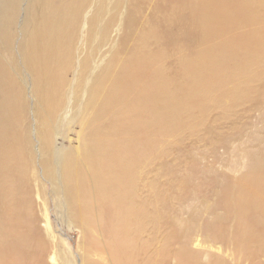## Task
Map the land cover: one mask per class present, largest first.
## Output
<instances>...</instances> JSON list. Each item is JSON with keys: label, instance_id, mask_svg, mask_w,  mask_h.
Returning a JSON list of instances; mask_svg holds the SVG:
<instances>
[{"label": "bare ground", "instance_id": "obj_1", "mask_svg": "<svg viewBox=\"0 0 264 264\" xmlns=\"http://www.w3.org/2000/svg\"><path fill=\"white\" fill-rule=\"evenodd\" d=\"M149 1L134 0L137 6L126 20L122 45L109 59L110 18L99 28V55L86 50L80 59L75 36L92 0H28L25 6L20 0H3L0 264H45L48 245L36 226L31 172L37 183L42 178L46 187L50 186L59 222L73 219L83 225L84 240L93 249L100 245L94 242L92 230L102 228L114 264H135L145 252L152 254L151 242L160 226L166 229V239L156 255L165 260L169 256L167 245L183 227L184 207L193 203L200 209L202 193L214 195V208L222 210L209 221L218 220L212 227H204L212 232L210 237L225 248L233 247L236 264H264V154L234 186L227 184V178L219 181L212 174L192 184L195 175L177 174L167 160L160 165L173 179L164 181L157 174L155 158L156 142L161 144L164 137L186 128L190 135L206 128L211 131L204 126V118L208 106L220 103L221 96L235 95L238 102L251 91L250 83L264 88V0H160L157 7L163 9L166 5L162 3H167L164 12H152L139 28L140 12ZM99 9L87 16V42L106 15ZM20 13L22 26L17 30ZM19 34L23 40L17 44L18 57L25 81L30 79L27 86L35 110L30 122L35 134L29 133L28 145L39 158H33V163L22 156L21 145L26 144L18 127L25 99L9 72L14 61L13 42ZM128 41L132 42L129 49ZM120 56L125 57L119 60ZM78 85L87 94L78 147L60 150L57 139L64 127L62 118L57 120L58 114L68 102L78 104L70 92ZM43 152L46 155H41ZM46 210L47 203L45 232L50 229ZM193 220L188 218L185 224L190 226ZM188 229L185 234L181 231L186 239L178 252V263L200 264L198 254L190 252L194 237L193 229ZM51 238L56 253L51 258H56L58 241H65L56 235ZM76 258L79 256H73V263ZM216 263L230 264L213 259L209 264ZM81 264L96 263L81 258Z\"/></svg>", "mask_w": 264, "mask_h": 264}, {"label": "rangeland", "instance_id": "obj_2", "mask_svg": "<svg viewBox=\"0 0 264 264\" xmlns=\"http://www.w3.org/2000/svg\"><path fill=\"white\" fill-rule=\"evenodd\" d=\"M92 1L91 7L85 11L87 13L83 14V25L78 29L75 36V47L79 50V53L76 54L80 59H83L86 50L91 51L95 57L99 55L101 41L99 28L110 18L111 21L113 20V22L111 23L107 40V49L110 52L107 57L109 59L111 53H114L117 49H120L119 47L122 45L123 35L126 33V20L129 16L130 10L135 8L137 5L134 0ZM159 1L160 0H150L146 5V8L140 12L142 15L139 18V22H137L139 24V28L145 24L148 15L152 14V12H155L156 14H161L164 12L163 10L167 6V3H162V6L166 5L162 9L157 7ZM2 2L3 0H0V6ZM27 2L28 0H20V5L25 6ZM97 8H103L106 15L104 20L94 31L91 41L87 42V16ZM21 15L22 14L20 13L21 20L19 19L20 21L18 20V23L16 24L17 30H20V25L22 26ZM15 38L17 39H14V47L12 48L14 61L9 68V72L17 79H14V81L20 85L22 99H25L23 102V114L19 119L18 127V129L23 132L21 134V139L23 143L26 144V146L21 145L22 156L23 158H28L33 163V158H39V154L36 153L34 155L33 149L28 145L30 141L29 133H32L33 136L35 134L34 124L30 123L33 122L35 110L32 99L33 97L29 91L30 89L27 86L29 85L28 81L30 82V79L25 81V74L21 70L20 58L18 57L17 44L19 43L20 45L23 39L21 34L17 35V37L15 36ZM131 46L132 42L128 41L126 43V48L129 49ZM0 53L2 55L4 54L1 48ZM124 57L125 56H120L119 60L123 59ZM99 69L100 68L96 69L95 72L99 71ZM244 87L245 84L241 82L240 90H243ZM229 88V86L226 87V90H229ZM250 90L251 91L247 93V96L238 102L235 100V95L230 97L221 96L219 98L220 103H213L208 106V114H206L207 117L204 118V126H208L211 131L206 128V131L204 130V132L199 131L194 135H190L188 131L189 128H186L183 129L184 131L182 130L183 132L173 133L170 137H164L162 143L159 145L158 142H156L155 150L157 151V156L155 155V158H157V174H159L164 181H171L173 179V174L168 173L169 171L166 168H162L160 165L162 161L167 160V162L169 161L173 163L175 172H177V174L195 175L194 179H192L190 182L192 184H197L200 179H204L206 177L205 175L212 174L210 176L215 177L219 181L227 178V184L234 186L238 178L251 170L250 168L254 164L253 161L256 162V158H260V155L262 156L264 154V88H257L256 83H250ZM70 92H72L78 98V104H74L70 101L67 103L66 108L60 111L58 114L57 120L62 118L64 127V129L61 131L62 134L60 133L61 135L57 139V146H59L58 148L60 150L78 147L77 139L79 137V127L81 120L86 114V91L80 87V85H78L76 89H71ZM64 116H67L66 121L63 120ZM41 126V122L40 124H36V129L40 130ZM33 139L34 138H32V140ZM33 143L34 150H37V143L35 139ZM42 154L46 155L45 152L41 153V155ZM40 172L41 171L39 170V173ZM153 172L154 174L156 173L154 170ZM30 176L32 203L36 212V216L38 217L36 226L39 228V231L42 234L44 244L48 245V250L44 257L45 264H81V258L96 264H114L111 253L108 249H106L109 239L103 232L102 228L94 227L92 230L94 242H97L100 245L98 248L93 249L90 247L89 243L84 240L82 233L85 227L83 225L78 223L75 224L73 219L66 220V223L65 221L61 223L59 222L58 219L60 218V215L58 214V211H55V201L54 199H51L53 198L50 191L51 188L50 186L48 188L46 187L45 179L38 178L39 183H37L34 179L35 174L33 172H31ZM200 198L202 201L200 209L193 203L188 205L186 204L185 207L187 210L184 207V213L181 214L182 220H185L184 224L188 218L195 219L190 221V223L192 222L194 224L191 223L190 226H188V223L185 224V226L183 224V227L180 228V232L178 233L180 238L177 236V234L170 246L167 245L169 256L165 260L161 261L156 255V252H160L162 250L161 246L166 239L164 235L166 234V229L163 228V226H160L159 230L157 231L158 236L152 241L156 244L152 242V245L150 244L152 254H146L145 252L143 255H141V257H139V260L135 264H179L178 252L181 251V246L185 244L186 238L184 234L186 232V228L193 229L191 233L194 237V241L192 244H190L189 248L190 252L198 254L197 256L199 258L198 260L200 264H209L212 259L220 260L224 263L230 262V264H236L237 261L234 260V258L238 257L237 254H234V251L232 250L233 247L229 246V248H225L221 242H217L210 237L212 232L204 228L207 225L212 227L216 221H218L214 220L213 222L209 223V221L214 219L215 213L219 215L222 213V210L215 209L213 206L215 199L214 195L202 193ZM44 202L45 206L47 203L46 214L49 218V222L47 224L50 228L49 231L46 232L44 231L45 223L43 221L45 207ZM208 206H212V209L207 208ZM194 207L197 209L194 210ZM191 208L192 211L189 212ZM206 208L209 211H207ZM64 218L67 217L65 216ZM72 223L74 224L71 225ZM230 223L231 221L228 222V224ZM98 224L99 223L96 225L98 226ZM181 231L184 232V234H182ZM53 235H56L57 239L59 237V239L65 241H58L60 243V253H58L59 256L57 255L56 258H51L56 255L55 249L51 245L52 242L54 243L53 239L51 238ZM163 238H165L164 241ZM233 255H235L234 258ZM73 256H79L80 259L76 258V263L75 261L73 263ZM231 258L233 259L232 263ZM69 260H71V263H69Z\"/></svg>", "mask_w": 264, "mask_h": 264}]
</instances>
